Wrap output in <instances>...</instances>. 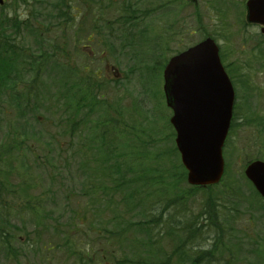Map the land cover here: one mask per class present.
Listing matches in <instances>:
<instances>
[{
  "label": "rangeland",
  "instance_id": "rangeland-1",
  "mask_svg": "<svg viewBox=\"0 0 264 264\" xmlns=\"http://www.w3.org/2000/svg\"><path fill=\"white\" fill-rule=\"evenodd\" d=\"M49 2L53 4L49 5ZM245 2L246 0H178L177 5L176 3L174 5L175 8L168 11L170 13L161 15L162 13L155 7L149 17L134 22L135 29H129V26L113 25L105 13L100 17L98 9L93 16H89L86 8L78 17L79 19L73 21V28H67L69 23L66 21L52 19L55 10L51 7L54 8L55 0H30L22 5L20 0H5V11L8 15L15 17V12L19 20L29 19L28 25L32 28L29 30L30 33L26 32L29 43L26 44L29 48L28 53L32 55L39 50L56 51L55 61L57 63L55 64L61 66H55L53 61H50L46 64V71L53 74L51 78L55 76L61 82L53 83L54 80H48V75L43 74L39 82L31 87L33 94L30 97L15 95L18 105L29 103L30 108L25 111V114L32 115L30 121L34 125L33 129L36 130L37 136L46 138L33 136L30 151L26 152L22 164L15 163V165L8 166V171L17 167L24 174L25 170H28L27 176L32 183L29 193L33 197V203L46 206L48 216L44 228L41 232L39 231V241L35 240L36 243L32 250L25 248V242L32 238L33 233L28 229L22 234L15 231L16 234H21L17 237V242L14 241L18 251V261L16 258L13 261L7 260L5 253L0 250V264H75L76 260L77 264L87 263L90 260H92L90 264H96V262L133 264L131 260L135 261L140 256V253L136 252L139 245L133 241L134 238L132 240L129 236L130 240L124 243H121L117 237L109 239L110 230L115 229L111 226L119 220L114 211L105 209L108 206L106 203H110L111 199L117 204L118 211H123L125 204L122 194H109L107 201L103 192L98 195L96 201L89 198L95 203L93 208L98 213L95 216L96 220L111 222V226L100 222V225H95L93 229H90L89 223L93 218V212L86 207V203L89 202H86L87 199L82 190V183L85 179L82 178V165L78 168L80 155L75 152L74 145L68 147V143L63 142V136H68L69 130L66 122L69 126L72 122L71 118L74 117V111L69 104L70 102L75 103L71 94L67 95V89L70 91L69 86L73 83L71 79H75L69 73L68 68L74 70L75 75L77 74L76 78L80 77L84 80L88 78L83 70L84 64H87L92 71L98 68L101 70L96 71L101 75L98 80L101 96L98 95L96 98L93 96L96 94L90 92L91 89L88 86V91L83 87L86 106L85 110L78 115L83 121L84 130L81 128L82 132L87 136H93L97 128L103 124L107 128L106 136H115L119 139L120 142L114 144L113 148L115 147L117 154L120 155L123 152L121 151L123 149L122 140L125 139L120 136H126L127 140L133 139V142L129 141L130 145L135 143L142 149V152L143 144L134 136H147L143 139L155 149L158 157L162 156L160 162L159 158H153L155 166L152 168L155 172L145 175L146 178L155 180L149 190L156 194L159 201L164 203L165 208L167 204L174 218L181 219L182 216H186L185 218L188 219H197L204 203L208 200L217 199L227 204L229 201L235 207H240L238 213L240 221L239 223L235 221L236 229H241L243 234L251 235V241H258L257 229L253 230V234L250 224H247L245 219L248 217L245 215L248 213L246 211L249 210L248 206H240L236 199L232 198L235 188L238 189L242 185L247 187V184L242 182L243 179H247L243 174L245 166L253 159L264 160V35L260 32V27L245 25ZM178 6L180 14L177 18L180 21L172 17V11ZM223 7L227 9L224 10L225 16L223 17L226 23L225 36L222 35L223 32L220 34L217 32V34L222 38L221 46L225 62L229 64L233 77L237 78L236 82L233 81L238 89L236 112H239V122L242 123H237L235 126L226 147L228 178L224 177L223 181L216 186L203 188L191 185L187 175H180L184 167L177 153L175 130L170 122L172 111L166 104L163 91V68L170 57L181 52V48L184 49L215 34L214 26L217 20L212 19L211 9L217 11L222 10ZM146 8H152V6H144L142 3L140 10H146ZM196 9L202 14V24L195 20ZM244 10L245 23L242 22ZM105 11H111L112 15L116 12L110 7ZM73 14H75L74 11ZM96 17L97 27H101V31L100 29L94 31L93 20ZM36 26L41 28L39 35L32 32ZM128 29L132 35L134 34L132 37L133 45L134 43L135 45L132 48H127ZM174 30H177L175 38L172 37ZM20 31L23 33L22 27ZM108 32L116 34L117 38L110 37ZM55 34H61L59 46L55 44ZM39 36L41 39L36 42L33 38L38 39ZM258 40L263 43L262 48L259 49L256 48ZM75 45H79L82 51L79 53L74 51ZM82 45H84L83 48ZM99 60H103V63ZM63 67L67 70L64 78ZM64 81L68 85H64L65 89L60 85ZM19 88L22 90L20 85ZM103 93L106 95L103 96ZM84 95L78 96L83 97ZM4 105V111H7ZM8 107L12 110L16 109L14 113L18 109L14 108L16 107L14 105H8ZM108 117H110L109 122L113 121L112 125L116 126V131L112 130L111 125H106ZM12 120L14 123L21 121L17 117H0V136H7L5 133L9 131V128L5 123L11 124ZM5 125L6 127H3ZM133 126L134 130H131ZM80 139L78 138V141ZM2 153L3 151L1 155ZM119 161H121L119 166L125 172L127 170L126 161L124 159ZM6 162L5 160L3 163L6 164ZM3 163L0 162L2 168ZM122 177L124 181L116 182L117 177L110 181L122 187L127 185L134 190L129 182L131 176L125 174ZM90 181L88 187L94 182L92 180L90 184ZM10 182L15 185L18 193L14 195L12 193L6 202L11 205L14 204L13 202L25 204L28 198L21 191L19 182L13 180ZM106 186V189L113 193L111 185L106 184ZM175 202L177 204L171 206ZM114 207L115 205L112 207L113 210ZM140 208L141 206L135 207L127 218L136 213L140 214ZM220 215L221 219H225L228 223L230 219L225 215ZM65 234L70 236L73 242L78 243L77 247L86 246L87 253H80L81 251L76 250L75 247L71 252L64 253L62 242ZM137 238L138 240L146 239V237ZM50 246L53 250L47 251ZM64 246L68 248L67 244ZM134 249L136 251H133Z\"/></svg>",
  "mask_w": 264,
  "mask_h": 264
},
{
  "label": "trees",
  "instance_id": "trees-1",
  "mask_svg": "<svg viewBox=\"0 0 264 264\" xmlns=\"http://www.w3.org/2000/svg\"><path fill=\"white\" fill-rule=\"evenodd\" d=\"M26 1L29 2L30 0H20V4L22 5ZM177 1L178 0H55L54 8L51 7V9L55 10V13L52 14V19L54 21L62 19L66 21V23H69L67 28H73V21L79 19L78 17L83 13L84 8H86L87 15L89 14V16H93L94 12L98 9L100 17L105 13L113 25H121V27L129 26V29H135L136 25L134 22L138 19L141 20L144 17H149V15H151L150 12H152L155 7H157V10L162 11L161 13L165 12L161 15H166V13H170L168 11L175 8L174 5ZM142 3L144 6H152V8L140 10ZM51 4H53V2L49 5ZM5 7V4L0 5V117H17L21 121L19 123H14L12 120L11 124L6 122L5 124L9 128V131L5 133L7 136H0V162L3 163L5 160L7 161L6 164L3 163V168L0 165V250L5 253L7 260L13 261L16 258V261H18V251L14 241L17 242V237L21 236L22 232L25 233L28 229L33 235L30 240L25 242V248L27 247L32 250L34 247L33 245L36 243L35 240L39 241L41 229L44 228L45 220L48 216V210L46 206H38L36 202L33 203V197L31 193H29L32 183L31 179L27 176V169L24 174H22L23 172L17 169V167L8 171V166L15 165V163H18V165H20L19 163L22 164L26 152L30 151V144L31 140L33 142V136L40 137L41 139L46 138L45 136H37L36 130L33 129L34 125L30 121L32 115L25 114V111L30 108L29 103H25L22 106L18 105L15 101V95L17 96V94H20L21 97L22 95L30 97V95L33 94L31 92V87L33 84L39 82L43 74L48 75V80H54L53 83L57 81L61 82L55 76L51 78L53 74L46 71V64L53 61L55 66L60 67L61 65L55 64L57 63V61H55V59H57L55 50H39L32 55L28 53L29 48L26 44L29 43L27 40L28 34L26 32L30 33L29 30L32 28L28 25L29 19L27 18L26 21L19 20L20 18L15 12V17L10 16L6 13ZM109 7L116 10L115 14L112 15L111 11H105L109 9ZM168 8L170 10H167ZM179 8V6L176 7V9L179 10L178 14H180ZM73 11L75 14H73ZM211 11L216 15L215 10L211 9ZM219 14L223 16V14L218 12V15ZM172 15L175 14L172 13ZM195 15L197 20L201 23V12L200 14L196 12ZM220 15L219 18H221ZM96 19L97 17L93 20L94 31L98 29L101 31V27H97ZM222 23L223 25L226 24L224 21H222ZM227 25L229 24L227 23ZM21 27L23 33L20 31ZM223 27L226 28V25ZM48 28L50 29V27ZM129 29L127 48H132V46L135 45V43L133 45L132 37L134 34L132 35ZM40 30L41 28L36 26L32 32L39 35ZM20 33H22L21 36ZM176 34L177 30H174L172 37L175 38ZM16 35L19 36L16 37ZM108 35L117 38L116 34H110L108 32ZM60 36L61 34H55V44L58 46L60 44ZM33 39L39 42L41 37L39 36L38 39ZM32 41L33 40H31V42ZM83 47L84 45H82V48ZM74 48V51L78 53L82 51L79 45H75ZM99 61L103 63V60ZM68 64L70 65V62H68ZM108 66L110 65L108 64ZM68 69L69 73L72 74L75 79H71L73 83L69 86L71 87L70 91L67 89V95L71 94V97L75 99V105H72L74 106L72 107L74 111V117L71 118L72 122L69 123V126L66 122V126L69 130L67 129L68 136H63V142L68 143V147L74 145L76 147L75 152L80 155L78 168L82 165V178L83 180L85 179L82 183V190L87 199L86 202H89L86 203V207L90 208L93 212V218L89 223L90 229H93L95 225H100V222L107 223L111 226V222L96 220L95 216L98 213L93 208L95 203L90 201L89 198L96 201L98 195L103 192L107 201L109 194H122L123 203L125 204L123 211L121 210L119 212L117 204L113 203L111 199L110 203H106L108 206L105 205L107 206L105 209L107 208L108 211H114L118 216L117 220H119L116 224L111 226L115 227V229L110 230L109 239H115V237H117L121 243H124V241L130 240L129 236L132 240L134 238L133 241L136 242L139 247L137 251L135 249L133 251L139 252L140 256L135 261L131 260L133 264H264V200L247 179L242 180L243 183L247 184V187L242 185V187L239 186L238 189L235 188V194L232 198L236 199L240 206H248V209L251 210H246L248 213L245 215H248V217L245 219L247 224H250L252 231L257 229L256 236L258 241H251V235L243 234L241 229H236L235 221L238 223L240 221L238 217L240 207H235V205L230 204L229 201L227 204L224 201L219 202L217 199L208 200L204 203L197 219H188L185 218L186 216H182L181 219L174 218L170 212L171 209L167 208V204L165 208L164 203L159 201L156 194L149 190V187L155 180L145 177L146 174L155 172L152 168L155 166L153 158H159L160 162L162 156L158 157L155 149L143 139L147 138V136H134L137 140L142 142L144 148L143 152L135 143L132 146L130 145L129 141L133 142V139L127 140L126 136H120L125 138L122 140V147L124 150H121L123 152L120 155L117 154L115 147L113 148L114 144L120 142L119 139H116L115 136H95L101 133L103 124L101 127L97 128L93 136H87L83 133L81 130V128L84 130L83 124L80 126L78 115L85 110L84 107L86 104L84 100H86V96L83 94V87L85 90H87V87L82 78H76L77 74L75 75L72 68ZM83 70L88 77L86 85L91 89L90 92L96 94L93 96L97 98L101 90V87L98 85V80L101 78V75L96 71L100 70L98 68V70L92 71L87 69L86 66H83ZM66 72L67 70L63 67V78ZM19 85L22 90L19 88ZM60 85L65 89L64 85L67 84L64 81ZM103 89L104 88H102V90ZM78 95L84 96L81 97ZM105 95L106 94L103 93V96ZM106 99L108 100V97ZM3 105L7 111H4ZM8 105L16 106L14 108H18L17 111L14 113L16 109L12 110ZM6 125L3 127H6ZM131 130H134V126ZM106 133L107 129H104L103 134L105 135ZM78 138H81L80 141H78ZM2 151L3 153L1 155ZM121 159H124L127 164V170H125V172L123 168L119 166L121 162L119 160ZM228 168L224 176L226 178H228ZM122 172H124V174ZM125 174L126 176H131L129 182L133 185L134 190L127 185L122 187L110 181L114 180L115 177H117L116 182L124 181L122 175ZM186 174L184 168L180 175ZM243 177L245 178V176ZM11 180L19 182L21 191H23L28 198L25 204L13 202L14 204L11 205V203L6 202V199L9 198L12 193L13 195L18 193V190L14 187L15 185L11 184ZM90 180L94 182L91 184ZM89 181L91 185L88 187ZM106 184L111 185L113 193L106 189ZM252 201H254V204H252ZM176 204L175 202L171 206ZM114 205L115 207L113 210L112 207ZM140 206L141 215L136 213V215L127 218V216L135 210V207ZM220 214L230 219L228 223L225 219H221ZM203 216H205V218H203ZM15 231L21 234H16ZM137 237H146V239L142 238L138 240ZM62 244L65 249L64 253L71 252L74 247L76 250L81 251L80 253H87L88 251L86 246L77 247L78 243L73 242V239L67 234L64 235ZM64 244H67L68 248H65ZM50 250H53L51 246L47 251ZM74 263L77 264L78 261L76 260ZM90 263H92V260L87 261V263L79 264ZM96 264L100 263L96 262Z\"/></svg>",
  "mask_w": 264,
  "mask_h": 264
},
{
  "label": "water",
  "instance_id": "water-1",
  "mask_svg": "<svg viewBox=\"0 0 264 264\" xmlns=\"http://www.w3.org/2000/svg\"><path fill=\"white\" fill-rule=\"evenodd\" d=\"M247 5L248 19L264 25V0H249ZM164 91L189 183H219L235 94L214 41L207 39L171 58L164 70ZM245 174L264 196V162L250 163Z\"/></svg>",
  "mask_w": 264,
  "mask_h": 264
}]
</instances>
